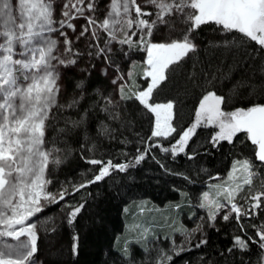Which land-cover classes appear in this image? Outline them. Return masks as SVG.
I'll return each mask as SVG.
<instances>
[{
    "label": "snow or ice",
    "instance_id": "1",
    "mask_svg": "<svg viewBox=\"0 0 264 264\" xmlns=\"http://www.w3.org/2000/svg\"><path fill=\"white\" fill-rule=\"evenodd\" d=\"M97 7L96 0H64L60 10L62 18L54 20V0H0V264H36L32 259L38 251L36 224L29 223L30 219L42 213L46 206L59 204L72 194L67 189H62L58 194L46 190L52 183L45 178L49 158L60 149L54 146L46 148L45 139L47 130L58 119L56 113L77 108L85 98V82L79 81L75 85L81 90L79 97L70 99L66 104L58 103L61 67L74 66L77 59L64 58L59 51L58 40L50 35L58 33L63 38L60 47L72 53V41L61 29L76 32L72 21L77 18H83L86 23L80 26L76 40L88 39L90 51L87 54L90 57L103 56L104 63L111 64L108 54L112 49L109 45L117 41L118 34H122L119 44L128 48L143 46L147 53V67L143 75L148 83L143 90L125 93L126 81L118 74L111 83L116 87L119 99L114 101L111 96H103L102 101H96L99 111L106 113L112 120L121 119L117 109L122 102H135L140 110L152 116L153 126L149 136L144 139L135 133L144 145L143 151L136 148L135 164L145 160L152 148L171 153L173 157L184 154L188 160L194 159L196 154L188 153L186 149L201 127L218 129L208 141L212 148H218L221 142L232 145L238 134L243 133L254 146V157L259 163L254 164L249 158L233 159L224 185L212 186L215 197L209 191H204L203 202L199 207L207 209L210 222H215L225 209L227 211L221 217L223 221H229L235 214L237 226L242 232L245 225L239 223L241 218L247 220L261 209L264 190H256L253 194V186L255 179L259 188L264 189V177H261V169H264V103L253 102L247 107L226 112L222 108L226 96L217 94L215 88L218 86L217 73H221L223 81L234 70L232 65L228 66L227 72L223 70L224 59L229 51L247 41L255 42L264 50V0H141L140 3L137 0H109L105 18L99 24L94 18ZM209 25H214L215 33L223 39L209 40L207 47L223 49V58L215 65L211 60L206 66L204 62L193 63L194 71L189 73L188 79L197 78L195 69L199 65V78L204 81L201 86L205 87V92L199 100L194 122L178 131L173 124L176 117L175 101L155 102L153 94L170 81L182 61L192 59L197 54L200 46L195 41L203 28ZM97 28L105 36L103 47L98 46L100 35ZM161 29L169 32L168 39L153 42L154 31ZM105 73L106 69H102V74ZM259 75L264 76V66L259 69ZM259 83L264 86V81ZM208 85L212 88L209 89ZM240 86L248 87L250 94L256 92L253 83L245 81ZM96 92L99 96V90ZM124 111L134 124L133 113H129L126 108ZM88 115L89 111L85 110L78 119H65V127L59 128L58 133L67 135L85 125ZM98 132L111 135L103 121L98 123ZM161 139L168 141V145L159 143ZM120 142L125 145L131 143L126 138ZM50 143L54 145L55 140ZM61 162L59 158L51 160L54 166ZM87 162L98 165L97 172L79 187H74L73 192L101 182L113 172L123 173L134 166L130 162L113 163L112 159L103 158L89 159ZM160 166L163 168L162 164ZM176 175L188 179L181 173ZM215 179H220L219 175ZM238 196L242 203H237ZM220 198H223L224 203H221ZM67 207V223L71 225L84 205ZM248 226L256 230L255 237L248 236L245 240L235 236L229 252L235 247L247 250L248 241L264 249V225ZM200 228L201 225L197 224L191 233ZM181 231L187 233L186 229ZM3 238H12L17 243H9ZM77 239V236L73 237V255L78 254ZM206 243V240L201 239L195 247ZM165 255L162 253L156 264H164ZM166 260L171 261L172 256H166Z\"/></svg>",
    "mask_w": 264,
    "mask_h": 264
},
{
    "label": "trees",
    "instance_id": "2",
    "mask_svg": "<svg viewBox=\"0 0 264 264\" xmlns=\"http://www.w3.org/2000/svg\"><path fill=\"white\" fill-rule=\"evenodd\" d=\"M214 29V25L203 28L195 41L200 46L197 54L192 59L182 61L170 81L162 85L158 93L153 94L155 102L175 101L176 117L173 124L178 131L194 122L199 100L205 92V87L201 86L204 81L199 78V65L195 69L197 78L188 79L189 73L194 71L193 63L204 62L206 66L211 60L215 65L223 58V49L207 47V41L223 39ZM135 49L139 52L140 46ZM110 57L113 60L116 58L114 54ZM229 65L234 70L228 79L221 81V73L216 74L218 86L215 90L217 94L226 96L223 110L232 111L238 107H247L253 102L264 103V86L259 83L264 81V76L259 75V69L264 66V50L255 42L247 41L227 53L223 65L225 72ZM134 68L136 75L132 83L134 81L135 84L125 87L127 94L137 91L140 87L137 82L140 84L142 80L143 65L137 62ZM79 81L85 82V98L77 108L56 113L58 119L47 130L45 143L50 148L54 146L60 149L54 155L62 161L57 166H48L52 191L59 193L62 189H67L72 194L61 202L73 207L83 204L84 207L71 225L67 223L66 210L67 213L53 223L45 239L40 238L39 252L45 255V264H156L162 253L166 254L164 264H264V249L252 241H248L247 250L235 247L231 252L228 251L233 246L235 236H241L245 240L248 236L255 237L256 230L248 225H264V203L261 202L257 215L247 220L241 218L239 223L245 225L243 232L237 226L235 214L227 222L220 220L207 223L199 219L202 217L199 207L203 201L202 193L209 184L216 182L217 175L223 178L229 172L233 159L249 158L254 164L259 163L254 157V146L245 138V134H238L232 145L221 142L218 148H212L208 141L217 130L213 127H201L186 149V152L196 154L194 159L188 160L184 154L173 157L171 153L152 148L145 160L135 164L136 148L143 151L144 147L135 133L146 139L153 126L152 116L140 110L135 102L121 103L117 109L121 113L120 120L109 119L106 113L100 112L99 105H96L98 99L102 101L103 96H111L115 101L119 97L114 92L110 77L102 74V69L91 61L85 62L81 68L71 67L65 71V93L60 103L66 104L70 99L79 97L81 90L75 87ZM237 81L240 84L245 81L255 84L256 92L250 94L249 88L241 87ZM233 85L236 87L233 88ZM207 87L212 88L211 85ZM96 90H99V96ZM125 108L133 113L134 124L125 115ZM85 110L89 111L85 125L67 135L58 133L59 128L65 127V119H78ZM100 121L108 126L111 135H101L98 132ZM125 138L131 143L122 144L120 141ZM53 139L54 145L50 143ZM159 143L168 145V141L162 139ZM101 158L112 159L113 163L130 162L134 166L123 173L113 172L105 180L73 192L74 187H79L97 172L99 166L89 164L87 160ZM176 173H181L188 179ZM261 177H264V169H261ZM245 190L247 191V187ZM237 201L242 203L240 198ZM142 209L169 210L170 215L176 216L175 219H181V224L170 231L163 229L161 233L156 232L150 241L142 233L128 234V228L134 219L132 215ZM198 220L202 223V232L191 233ZM158 224L164 226L162 222ZM179 228L191 233L189 243L183 247V251L172 247L171 235ZM74 236L78 237L77 255H73ZM134 236L143 238L136 240ZM201 239L207 243L195 247ZM166 256H172V260L167 261Z\"/></svg>",
    "mask_w": 264,
    "mask_h": 264
},
{
    "label": "rangeland",
    "instance_id": "3",
    "mask_svg": "<svg viewBox=\"0 0 264 264\" xmlns=\"http://www.w3.org/2000/svg\"><path fill=\"white\" fill-rule=\"evenodd\" d=\"M64 0H54V16L53 19L54 20H59L62 17L60 16V10H61V6L63 4ZM87 2V0H86ZM97 2V11L94 14V18L97 19V24H99L100 21H102L105 18V14L107 9V4L109 2V0H96ZM138 3L141 2V0H137ZM147 10V9H146ZM88 13L86 12L85 15H87ZM148 18V17H147ZM73 25L75 26V28L77 29L76 32H73L71 29H61V31H64L67 34V37L69 40L72 41V49L73 52L69 53V52H65L64 49L62 47H60V44L63 41V38L60 37L58 35V33H51V38L53 39H57L58 40V48L60 53H62L64 58H71V59H77V63L74 66H69L67 68H63L61 67V79H60V86H61V93L58 96V102H61V99L63 98V94L64 92V86H65V82H64V74L65 71L70 69L71 67H76V68H81L83 66V64L85 62H93L96 65H98V67L100 69H106V73L107 76L110 77L111 81L112 79L116 78V76L119 74L120 76L123 77V80L126 81L125 83V87H132L134 86V81L132 83V80H134V77L136 75L135 73V65L137 64V62H140L143 65L142 68V80L140 81V84L137 82V84L140 86L138 90H143L146 86L148 81L144 78V70L147 67L146 65V59H147V53L143 50V46H140V51L138 52L135 47H132L133 50H131L130 48H128L126 45H121L118 43V40L120 38H122V34H118V39L117 41H113L111 45H109V47H111L112 51L110 54H108V58L111 61V64H105L104 63V57L101 56L99 58H96L94 55L92 57H90L87 53L88 51H90V49L87 47L88 44V39L86 38H81L79 41L76 40V36L79 34V30H80V26L84 25L86 23V21L83 18H77L74 19L72 21ZM54 27H58L57 25H54ZM97 32L100 35V39L98 41V46L99 47H103L104 46V33L101 29L97 28ZM130 34V33H129ZM169 32L167 30H158V31H154V38H153V42H157L160 40H167L169 37ZM135 39V38H134ZM129 49V51H128ZM114 54L115 55V60L111 59V55ZM119 82V81H118ZM144 83V84H143ZM133 84V85H132ZM113 85V84H112ZM142 85V86H141ZM114 87V92L116 93V87L113 85ZM167 102V101H165ZM223 108V107H222ZM218 130V129H216ZM46 148H50L49 145L47 143H45ZM55 153H52V156H50V163L48 166L52 165L51 160L54 158H58L57 155H54ZM230 171V170H229ZM227 175L228 173L220 179H217L216 182L211 183L207 186V189L205 191H209L213 197H215V193L213 191L212 186L215 184H222L224 185L225 180L227 179ZM45 178L48 179V171H46L45 174ZM227 186V185H225ZM253 190L254 192L256 190H264L259 188V186L254 185L253 186ZM52 187L49 184L47 186V191L51 192L53 194H58L55 193V191H52ZM240 198L239 196L237 197ZM221 203H224L223 198H220ZM203 202V201H202ZM262 204L264 203V198H262ZM42 203H44L42 201ZM237 203H241L239 201H237ZM67 204L60 202L59 204H54V205H50V206H46L45 210L42 213L37 214L36 216L32 217L29 221V223H35L36 224V233H37V249L38 251L36 252V254L34 255V257L32 258L36 264H45V255L41 252H39V243H40V238L45 239V236L48 234V232L50 231V229L53 226V223L56 222L57 220H59V217L64 215L65 213L68 212L67 209ZM67 210V212H66ZM225 210H222L221 213L217 216V219L215 222H219L221 219V217L223 216V214L225 213ZM201 213H202V217L204 218L202 221L203 222H207V223H214V222H210L208 220V216H207V209H203L201 208ZM176 217V216H175ZM175 217H173L172 215H170L169 210H164V209H159V210H153V209H142L140 212H138L135 215H132V218H134L131 221V227L128 228V234L131 232H134L135 234H139L142 233L144 235V238L147 239L148 241L151 240V238L153 237L152 235H154L156 232L161 233L163 229H168V231L173 230L175 227H179L181 224V219H175ZM135 221V222H134ZM200 220L197 221L196 224L201 225V221ZM156 222V223H153ZM158 222H162L164 226L159 225ZM174 225V226H172ZM184 228H179L176 229L174 234L171 235V241H172V247L175 250H179L181 248H183L184 246H186L189 243L190 240V236L187 233L182 232L181 230ZM199 232H202L201 228L199 230ZM136 240H140L141 238H143V236H134L133 237ZM5 241L9 242V243H17L15 240H13L12 238H3ZM24 239V238H22ZM43 241V240H42Z\"/></svg>",
    "mask_w": 264,
    "mask_h": 264
}]
</instances>
